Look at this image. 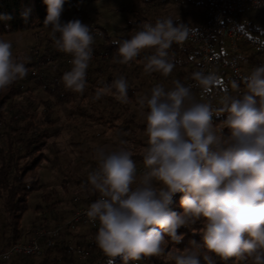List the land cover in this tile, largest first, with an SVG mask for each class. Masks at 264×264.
Segmentation results:
<instances>
[{
	"label": "clouds",
	"instance_id": "9594fccd",
	"mask_svg": "<svg viewBox=\"0 0 264 264\" xmlns=\"http://www.w3.org/2000/svg\"><path fill=\"white\" fill-rule=\"evenodd\" d=\"M43 2L47 5L43 24L55 47L73 57L71 70L62 76L64 85L83 94L95 36L101 34H94L91 24L80 19L63 22L65 0ZM255 2L262 6L261 0ZM30 13L31 9L21 13L26 23ZM0 19L11 17L0 15ZM192 32L179 17L146 22L129 39L113 41L115 62L128 64L142 51L154 50L145 57L144 72L167 78L175 67L169 50L174 43L182 45ZM12 47L0 38V91L29 73L27 58L15 57ZM217 79L215 72L196 71L195 83L176 79L168 89L156 84L150 95L139 98L141 107L146 104L148 109V146L143 152L145 171L136 187L134 151L123 146L96 148L98 167L88 173V183L100 197L86 216L91 223L99 222L95 242L109 264H115L117 256L128 264L165 255L174 264H215V257L264 264V64L242 78L244 92L226 93L214 107L206 94ZM101 84L95 100L115 90L119 102H128L129 85L123 76ZM230 84L240 92V81ZM194 88L200 89L199 99ZM223 114L226 119L214 124L213 117ZM224 127L231 129L227 138ZM177 192L183 193L179 213L169 208ZM201 217L206 218L201 243L191 241V247L182 251L168 248L170 241L182 240L179 228Z\"/></svg>",
	"mask_w": 264,
	"mask_h": 264
},
{
	"label": "trees",
	"instance_id": "16d2710c",
	"mask_svg": "<svg viewBox=\"0 0 264 264\" xmlns=\"http://www.w3.org/2000/svg\"><path fill=\"white\" fill-rule=\"evenodd\" d=\"M150 1L152 0H136L130 5L131 11H136L135 21L129 22L130 28L134 27L139 30L142 21L145 20L139 5L141 3L146 5ZM202 1L199 4L204 6L205 10L198 12L196 20L199 23L206 22L209 11L207 0ZM84 2L85 0H70L73 11L70 20L80 19L86 24H92L82 11L81 7ZM185 2L191 3L190 0H185ZM67 3L68 0H65L64 8ZM25 9H31L27 23L21 16ZM0 15L11 17L9 20L0 19V37L17 32L43 29L47 5L44 4L43 0H0ZM245 16L250 22L246 32L258 41L264 42V10L247 12ZM179 22L182 21L179 20ZM185 24H188L190 28L192 27L189 23ZM100 30L102 31L101 36H95L97 41L95 40L93 50L94 58L91 59L87 69V87L83 94L65 87L62 76L66 71L71 70L72 64L68 63V59L73 57L71 54L57 50L51 38L47 43L45 53H30L29 62L26 63L29 70L28 76L16 81L7 90L0 91V212L3 216V228H0V251L18 242L27 241L37 225L49 229L43 222H32L31 231V228L25 229L22 224L24 216L30 210L31 198L38 193H40L39 202L31 210L34 214H44V220H48V215H51L56 221L55 211L64 200L60 198L56 187H48L42 183L41 171L51 161L47 153L51 143L53 140L62 137L66 127H69L70 124L76 128V124H79L80 127L81 125L96 123L104 130L101 135L96 136H100L103 140L108 138L110 134L121 141L140 138L139 145L146 146L143 141V138L148 140L146 120L142 118L141 111L143 108L139 103V98L150 95L152 87L156 84H165L168 81L171 83L176 79L185 83L195 72L198 59L193 47H189L183 53L187 55L188 61L186 63L191 67L188 72H185L178 62L181 54H178L172 45L169 53L175 67L171 77L167 78L157 72L151 74L144 72L145 57L154 50L142 51L138 58L128 64L117 63L115 62L118 59L117 45H114L113 41L129 39L134 33L112 37L104 29L100 28ZM213 47L215 58L212 68L208 72H215L218 79L215 86L206 95L207 98L211 99L214 107H219L218 101L223 95L228 93L235 96L236 93L231 89V75L227 73L222 75L220 72L221 64L228 58L225 40L216 38ZM238 61L245 75H247L254 67L264 64V54L254 52L249 46L241 44ZM172 75H174V79L170 81ZM120 76L128 81L127 103H121L116 99L115 90L106 93L98 100L94 99L97 90L102 87V81L110 84ZM241 87L242 92H244L245 88L242 82ZM34 90L38 92L36 95L33 94ZM52 94L56 96L53 101L50 100ZM197 97H200V94ZM61 102L67 103L68 108V113L63 114L62 118L57 113L56 108ZM145 111L148 109L146 108ZM223 119H226V114H223L219 119L214 116L213 123L219 124ZM71 132L72 130L70 132L68 130L67 133ZM74 135L76 133L73 132L71 136ZM230 135L231 129L224 127V138ZM82 139L84 140V138ZM86 143V141L79 139L70 141V145L79 157L82 154L81 148L84 146L87 148L88 144ZM64 151L67 153L66 164L71 166L73 157L69 153H72L70 152L72 150L65 149ZM135 155L141 156L139 153H135ZM97 167L98 164L92 163V166L89 165L84 170L73 168L71 176L60 178L59 188L62 190V194L64 196L70 195L76 208L99 199V192L94 191L88 183V173ZM139 173L137 172V174ZM76 195L80 199H76ZM182 195L183 193L180 192L174 194L173 202L169 206L170 210L177 213L182 211L180 205ZM205 222L206 218L201 217L189 227L182 226L179 228L177 231L178 234L183 233L182 240L179 243L170 241L168 248H176L182 251L191 247V241L201 243ZM76 226L81 228L82 232L71 236L69 228L75 227L76 229ZM98 228V221L94 227L67 224L62 228L58 237L62 240L57 242V239L53 247H44L39 256H17L9 262L0 260V264H109V257L99 249L95 242ZM48 239L50 238L47 236L43 237L41 243L45 245ZM73 242L78 247L89 250V256L80 263L76 261ZM114 260L115 264H122L119 256L115 257ZM128 264H174V262H169L165 255L148 257L141 261H129ZM215 264H236V259L222 260L215 257Z\"/></svg>",
	"mask_w": 264,
	"mask_h": 264
},
{
	"label": "rangeland",
	"instance_id": "374dc122",
	"mask_svg": "<svg viewBox=\"0 0 264 264\" xmlns=\"http://www.w3.org/2000/svg\"><path fill=\"white\" fill-rule=\"evenodd\" d=\"M134 1L136 0H85L81 8L84 14H86V16L91 20V25L98 26L99 28L104 29L108 35L115 37L122 34L125 35L126 33L124 32L128 29L129 22L135 21L136 11H131L130 8V5ZM199 1L203 2L202 0ZM186 2L185 0H152L146 5L141 3V5H139V9L143 14L142 17L145 18V20L142 21V24L146 22L155 23L156 19L169 16L173 18L179 17V20L185 23H189L191 26L198 24L199 22L196 20L198 12L205 10V7L200 4L195 5L194 3L188 4ZM69 3L70 0H68V3L66 4V7L63 10V13L61 14V20L63 22L69 21L71 15L73 14V11L70 10ZM49 32L50 29L44 27L43 29L12 33L9 35L1 36L0 38L8 40L12 43V51L15 57H18L20 59L27 58V62H29L31 52L35 53L36 51L43 52L47 50V43L51 38ZM95 40L97 41L96 38ZM178 54H181L178 59L181 68L183 67V70L185 72H188L191 67L186 63L188 61L187 55L183 53ZM169 77H171V75ZM173 79L174 75H172V79H170V81H172ZM163 85L166 89L171 88L173 86L172 82L170 83L169 81ZM37 93L38 92H36L35 90L33 91L34 95H36ZM196 96H198L197 93ZM55 99V94H52L50 96V100L53 101ZM197 99H199V97H197ZM56 108L58 110L57 113L61 118L68 113L67 103L65 102L59 103ZM142 108V118L146 120L147 111L145 110L147 108V105H144ZM72 125L70 124L69 127H66V130L62 134V137H60V139L53 140V143H51L49 150L47 151L48 155L51 158V161L47 163L44 170L41 171L42 183H44L48 187H56V190L60 194V198H63L64 200L62 205L58 207L55 211L54 216L56 218V221L53 220L51 215H48V220H44V214H34L31 210L33 209L35 204L39 202L40 193H38V195L33 196V198H31L30 210H28V212L23 218L22 224L24 225L25 229L28 228L29 230V228H31V231V226L33 225L32 222H43L49 228H52L55 224H65L70 219L76 207L74 206V200L70 195L64 196L62 194V190L59 188L60 178H63L68 175L71 176L73 168L84 170V168H86L87 166H92V163L98 164L95 151L97 147H104L107 150H113L123 146L134 151V153L136 154L139 153V155L141 156L134 155L133 160L137 164L138 173H142L143 171H145L143 167V152L144 149L148 146V140H146L145 138H143V141L146 146L139 145L140 138H138L137 140L121 141L117 138H114L113 135L110 134L109 137L111 139L108 137L103 140L100 136H96L101 135V133L104 131L102 127H100L96 123L81 125L80 127L78 126L79 124H76V128H74V126L72 127ZM68 130L69 132L72 130V132L67 133ZM73 132L76 133V135L72 137L71 135L73 134ZM82 138H84V140ZM74 139L86 141V144H88L87 148L86 146L81 148V157L78 156L77 152H75L73 147L70 145V141ZM65 149L69 151L72 150L70 151L72 153H69V155L73 157L71 166H67L66 164L67 153L64 151ZM141 173L137 174V180L136 183L133 184V187H136L139 183ZM76 199H80L79 196L76 195ZM2 217V213L0 212V228H3ZM36 228H40V226L37 225ZM69 229V232H71V236L73 234H79L80 232H82L81 228H79L78 226H76V229L75 227ZM77 238L80 239L79 237ZM60 240H62V238H59L57 242H59ZM73 244V248L78 247L75 242H73ZM75 258L78 263L84 260L83 258L79 259L77 256H75ZM236 264H252V261L251 259H248L247 261L236 260Z\"/></svg>",
	"mask_w": 264,
	"mask_h": 264
},
{
	"label": "built area",
	"instance_id": "2783aa9c",
	"mask_svg": "<svg viewBox=\"0 0 264 264\" xmlns=\"http://www.w3.org/2000/svg\"><path fill=\"white\" fill-rule=\"evenodd\" d=\"M209 4V11L207 13L206 22H200L190 29L193 32L189 38L182 44H173L178 53H184L189 47L195 49L197 56L196 71L208 72L212 68L214 62V42L216 38L225 40L227 44L228 58L220 66V72L222 75L230 74L232 80L242 82V78L245 76V72L240 67L238 61V53L240 52V45L245 44L251 48L252 51L264 54V42L258 41L253 36L246 32L249 26V20L245 16L247 12H254L264 10V0H261L262 6H257L255 0H207ZM74 4V3H73ZM70 10L72 11L69 3ZM92 30L95 33H102L99 27L91 25ZM136 28L131 27L125 30L124 33H135ZM101 36V35H96ZM36 51V54L45 53ZM94 58V54L92 59ZM73 58L68 59V63H71ZM194 72V73H195ZM193 76V75H192ZM185 83H195L190 77ZM194 92L200 94L199 88H194ZM242 87L240 92L242 93ZM96 200L90 201L84 206L77 207L72 213L70 219L65 224H56L52 228H36L31 234L30 238L25 242H18L7 249L0 251V260L9 262L17 256L36 257L39 256L44 247H53L55 241L60 236L62 228L69 224H78L83 226H95L96 223H91L86 216V212L90 207V204ZM49 237L46 244H42L43 237ZM75 255L81 259H85L89 256V250L86 248L77 247L74 250Z\"/></svg>",
	"mask_w": 264,
	"mask_h": 264
},
{
	"label": "crops",
	"instance_id": "0c3cea01",
	"mask_svg": "<svg viewBox=\"0 0 264 264\" xmlns=\"http://www.w3.org/2000/svg\"><path fill=\"white\" fill-rule=\"evenodd\" d=\"M190 1H191V4H193V3H194L195 5H198V4H199V2H200L199 0H190Z\"/></svg>",
	"mask_w": 264,
	"mask_h": 264
}]
</instances>
